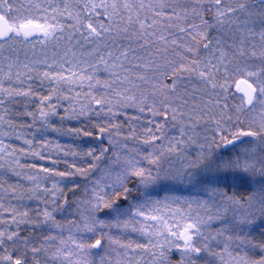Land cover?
<instances>
[{
  "label": "snow or ice",
  "instance_id": "snow-or-ice-1",
  "mask_svg": "<svg viewBox=\"0 0 264 264\" xmlns=\"http://www.w3.org/2000/svg\"><path fill=\"white\" fill-rule=\"evenodd\" d=\"M0 264H264V0H0Z\"/></svg>",
  "mask_w": 264,
  "mask_h": 264
},
{
  "label": "rangeland",
  "instance_id": "rangeland-1",
  "mask_svg": "<svg viewBox=\"0 0 264 264\" xmlns=\"http://www.w3.org/2000/svg\"><path fill=\"white\" fill-rule=\"evenodd\" d=\"M66 139V138H65Z\"/></svg>",
  "mask_w": 264,
  "mask_h": 264
}]
</instances>
